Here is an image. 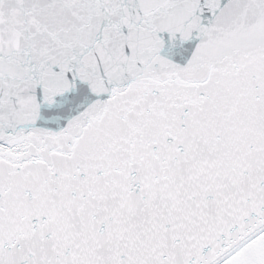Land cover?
I'll list each match as a JSON object with an SVG mask.
<instances>
[{
    "label": "snow or ice",
    "instance_id": "obj_1",
    "mask_svg": "<svg viewBox=\"0 0 264 264\" xmlns=\"http://www.w3.org/2000/svg\"><path fill=\"white\" fill-rule=\"evenodd\" d=\"M0 264H264V0H0Z\"/></svg>",
    "mask_w": 264,
    "mask_h": 264
}]
</instances>
